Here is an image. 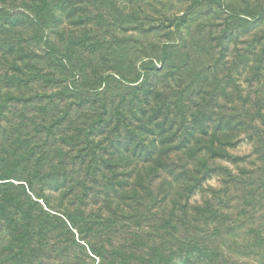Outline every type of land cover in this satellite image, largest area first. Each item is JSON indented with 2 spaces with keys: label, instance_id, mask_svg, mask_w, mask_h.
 I'll use <instances>...</instances> for the list:
<instances>
[{
  "label": "trees",
  "instance_id": "16d2710c",
  "mask_svg": "<svg viewBox=\"0 0 264 264\" xmlns=\"http://www.w3.org/2000/svg\"><path fill=\"white\" fill-rule=\"evenodd\" d=\"M75 1L0 0V264H264V46L119 40Z\"/></svg>",
  "mask_w": 264,
  "mask_h": 264
},
{
  "label": "rangeland",
  "instance_id": "374dc122",
  "mask_svg": "<svg viewBox=\"0 0 264 264\" xmlns=\"http://www.w3.org/2000/svg\"><path fill=\"white\" fill-rule=\"evenodd\" d=\"M114 1L117 2L119 11L114 8L112 9L110 6V3L114 4ZM208 1L209 0H108L104 5L102 2L98 1L99 3H97L95 0H80L77 9L84 14L90 13L91 18L96 16L95 19H93V24L89 25L90 28H100L101 32L108 31L112 36L113 34L116 35L119 40H126L132 37L135 39V43L142 40H153L150 39L152 38L150 35L149 37H141L138 34L141 28L155 30L152 36L155 35V41L160 43L170 39L171 32H174L171 39L179 40L181 37L180 33L182 34L186 25L187 28H190V32L192 31L195 33V37H197L200 30H202V36H208L210 39H213L214 45L217 44V46H220H218L216 51L219 56L221 55L222 45H228L230 57L236 56L239 58H246L247 55L261 52L262 46H264V0ZM77 2L76 0L74 3ZM19 6L20 4H17V10ZM123 11L125 12L123 16H131L132 21L119 19L118 14ZM100 12L104 14V18L97 15V13ZM236 13H246L255 18H263L261 20L258 19L256 22L248 23L247 27L245 26L246 30H242L243 33L240 34L239 37H230L224 40L225 33H231L236 27L233 25H228L227 27V24H233L232 18ZM58 14L61 18H66V27H70V24H75L79 19H69V13L61 14L58 11ZM171 26L174 27L170 29ZM176 26L179 27V30L175 29ZM80 27L79 30L83 31L85 27L87 28V25H81ZM89 27L88 29H90ZM248 77L249 76H245L244 81L245 78ZM161 82L163 81L161 80ZM161 82L159 84H161ZM243 86L246 87L247 84ZM241 139H243V137ZM253 149L254 146L249 141L245 140L237 149L230 150V152L235 156H247L253 152ZM216 164L228 169L232 173H236L237 171V168L229 162L219 161ZM206 184L207 186L218 188L221 186V178L214 177Z\"/></svg>",
  "mask_w": 264,
  "mask_h": 264
}]
</instances>
